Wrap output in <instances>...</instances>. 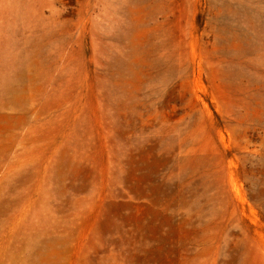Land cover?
Here are the masks:
<instances>
[{
	"label": "rangeland",
	"instance_id": "rangeland-1",
	"mask_svg": "<svg viewBox=\"0 0 264 264\" xmlns=\"http://www.w3.org/2000/svg\"><path fill=\"white\" fill-rule=\"evenodd\" d=\"M0 114V264H264V0H0Z\"/></svg>",
	"mask_w": 264,
	"mask_h": 264
},
{
	"label": "bare ground",
	"instance_id": "bare-ground-1",
	"mask_svg": "<svg viewBox=\"0 0 264 264\" xmlns=\"http://www.w3.org/2000/svg\"><path fill=\"white\" fill-rule=\"evenodd\" d=\"M10 122H11L10 116L0 114V131L8 128L10 125ZM70 172H72L73 174H77L78 168L76 166H70Z\"/></svg>",
	"mask_w": 264,
	"mask_h": 264
}]
</instances>
